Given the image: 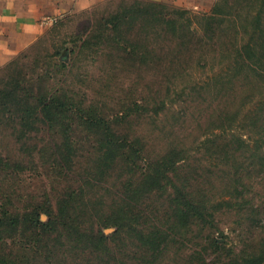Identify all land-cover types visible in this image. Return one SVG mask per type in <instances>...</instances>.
Masks as SVG:
<instances>
[{"label": "rangeland", "instance_id": "rangeland-1", "mask_svg": "<svg viewBox=\"0 0 264 264\" xmlns=\"http://www.w3.org/2000/svg\"><path fill=\"white\" fill-rule=\"evenodd\" d=\"M153 1L203 13L218 0ZM128 2L93 0L81 9L22 14L26 25L6 27L17 50L0 68L18 60V69L27 71L28 78L53 69L42 85L70 91L115 120L116 136L134 142L139 156L117 157L107 175L95 180L96 132L73 124L67 131L45 129L28 139L19 129L0 127V157L11 168L0 166V203L10 196L20 208L52 204L57 210L62 192L91 178L94 185L86 189L87 197L76 204L71 218L82 227H97L100 218L121 213V228L99 222L108 234L103 244L93 236L76 239L66 230H53L46 239L49 244H39V251L45 255L55 248L58 264H264V117L260 128L250 129L244 112L224 130L228 109L242 101L264 100V81L255 82L241 70L231 87L221 88L215 77L227 68V58L190 55L169 40L160 42L161 57L154 67H140L137 60L108 48L78 52L102 17ZM260 5L261 0L255 1L254 11ZM43 18L47 20L41 22ZM247 28L238 26L234 38L225 37L235 53L244 49L253 26ZM57 48L60 55L53 54ZM144 104L150 112H142ZM239 136L249 137L247 147L237 149ZM66 141L76 147L70 162L63 159L70 168L54 172L49 164L64 157ZM35 142L30 152L28 144ZM150 162L167 168L159 181L145 179ZM22 168L26 171L20 172ZM242 200L247 201L240 206ZM185 202L191 209L187 217ZM39 215L48 220V212ZM5 240L8 249L25 244L14 236Z\"/></svg>", "mask_w": 264, "mask_h": 264}, {"label": "trees", "instance_id": "trees-1", "mask_svg": "<svg viewBox=\"0 0 264 264\" xmlns=\"http://www.w3.org/2000/svg\"><path fill=\"white\" fill-rule=\"evenodd\" d=\"M255 1L257 2V0H218L211 11L196 13L188 8L172 7L159 1L129 0L127 4L108 16L102 17L98 27L82 39L78 52L83 53L87 50L99 52L108 48L112 52L123 53L126 57L137 60L140 67H154L158 64L157 59L161 57L157 52V49L161 48L160 42L169 40L185 48L190 55H197L199 52L201 58L203 57L201 53L205 57L219 54L227 58L229 61L227 68L215 77L217 78L215 85L221 88L231 87L241 70L248 71L247 76L251 73L250 76L255 82V78L258 82L264 81V0H261V5L256 11L253 8ZM244 25H247V30L250 25L253 26V30L242 44L244 51L239 48L235 53L229 47L232 41H225V37L229 35L230 38H234L238 33V26L244 27ZM257 31L259 37L255 39L254 34ZM61 52V49L57 48L53 54L60 55ZM18 63L19 61L14 59L0 68L1 128L12 132L19 129V133L23 137L28 136V139L38 136L45 129L59 128V131L64 132L68 127H73V124L82 125L87 131L96 132L99 134V146L95 150L97 172L91 177L95 180L107 175L117 157L131 160L132 155L139 156L137 153L139 149L135 147L134 142L128 143L127 140H121L116 136L115 120L99 114L90 105L77 100L70 91L45 88L42 85L44 78L51 79L50 72L53 69L47 68L43 74L28 78V72L19 70ZM62 63L63 66H67L65 58ZM141 110L145 113L150 112L145 104L141 106ZM158 112L157 109L153 113ZM243 113L250 121L248 124L250 129L260 128L259 121L264 117V100L257 104L242 101L235 108L228 109L224 130L228 132L231 128L230 123ZM69 138L70 136H65L66 140ZM237 139V149L248 146L249 137L239 136ZM28 145L31 152L36 142ZM62 147L65 150L61 152L64 157L54 161V166L52 163L49 164L54 172L60 173L62 168H65L63 159L70 162L76 149L69 141H66ZM259 149L260 145L257 146L256 151ZM225 152L226 157H229V150L226 149ZM9 162H4L0 157V166L11 169ZM66 166L70 168L69 163ZM19 171L26 170L22 168ZM145 172L147 182L159 181L162 175L167 173V168L160 167L159 163L153 165L150 162ZM91 178L87 177L79 186L62 192L57 202V210H53L52 204L46 206L26 204L23 205L24 208H20L10 202V196L5 200L8 202L0 203V264H58L55 248L50 247L45 255H41L39 251V244L44 242L49 244L46 239L55 229L66 230L69 235H76V239L81 235L93 236L98 244H103L108 234L105 229H100L99 222L103 226L114 224L118 226L117 229L121 228L117 224L122 223L121 213L100 218L97 227L92 223L82 227L79 222L76 223L71 218L76 204L87 197L86 189L94 185ZM246 201L242 200L240 206L245 205ZM41 210L48 212V220L41 219L39 215ZM183 210L186 217L190 215L188 202H185ZM9 236L22 238L24 247L17 250L11 247L8 249L5 238ZM2 244L5 248L1 247Z\"/></svg>", "mask_w": 264, "mask_h": 264}, {"label": "crops", "instance_id": "crops-1", "mask_svg": "<svg viewBox=\"0 0 264 264\" xmlns=\"http://www.w3.org/2000/svg\"><path fill=\"white\" fill-rule=\"evenodd\" d=\"M93 0H0V64L7 61L16 52V44L11 46L10 35L6 27H17L27 24L22 14H42L44 12H59L71 9H81L92 3ZM15 13V14H14ZM21 16H20V15ZM31 17H28V20Z\"/></svg>", "mask_w": 264, "mask_h": 264}, {"label": "built area", "instance_id": "built-area-1", "mask_svg": "<svg viewBox=\"0 0 264 264\" xmlns=\"http://www.w3.org/2000/svg\"><path fill=\"white\" fill-rule=\"evenodd\" d=\"M46 18H47V17H46ZM47 19H48V18H47ZM47 19H44V18H43V19L41 20V22H45Z\"/></svg>", "mask_w": 264, "mask_h": 264}]
</instances>
